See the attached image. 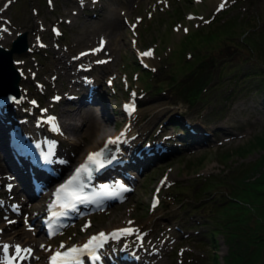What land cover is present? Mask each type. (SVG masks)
Wrapping results in <instances>:
<instances>
[{
	"label": "rangeland",
	"instance_id": "obj_1",
	"mask_svg": "<svg viewBox=\"0 0 264 264\" xmlns=\"http://www.w3.org/2000/svg\"><path fill=\"white\" fill-rule=\"evenodd\" d=\"M233 17L237 30L221 41L206 46L200 37L197 41L191 36ZM19 32H26L28 43L27 51L12 54L21 74L22 102L6 101L22 113L16 123L23 118L20 124L26 120L25 126L32 127L39 117L45 119L48 114L40 107L65 121L66 130L56 139L68 161L58 177L82 159L78 155L83 148L85 155L101 146L86 147L88 138L81 134L88 130L89 115L84 111L91 110L101 120L108 115V133L134 128L126 171L114 170L132 176L133 190L120 202L87 215L90 228L83 226L86 217H82L60 235L45 238L36 230L38 215L29 209L45 192L31 199L27 195V200L15 178L4 182L0 177V237L5 236L6 226L12 234L37 237L31 257L23 264H43L48 244L80 242L98 229L123 227L138 231L111 241L103 264H141L135 259L139 253L142 264L148 262L141 253L151 257V264H211L216 253L218 264H223L228 234L217 208L226 205L220 201L237 186L236 177L263 153L260 147L244 148L264 133V43L252 41L264 34V0H0V45L10 48ZM101 39L106 40L102 49ZM151 48L152 54L143 58L142 50ZM204 59V68L187 73ZM62 65L66 74L57 67ZM85 77L96 79L102 102L80 104L69 99L67 95L78 92L74 84ZM0 91L4 98L6 89ZM55 94L59 99H54ZM31 98L39 106L31 105ZM129 98L136 102L131 115L121 110V102ZM64 109L71 115L62 117ZM70 123L80 135L68 130ZM9 127L13 132V124ZM97 132L95 127L93 136ZM205 177H214L217 183L203 192ZM161 179L160 202L152 207L150 199ZM12 180L18 199L13 191L9 199L7 183ZM13 200L23 206L19 213L4 207ZM24 240L20 239L22 245Z\"/></svg>",
	"mask_w": 264,
	"mask_h": 264
},
{
	"label": "bare ground",
	"instance_id": "obj_2",
	"mask_svg": "<svg viewBox=\"0 0 264 264\" xmlns=\"http://www.w3.org/2000/svg\"><path fill=\"white\" fill-rule=\"evenodd\" d=\"M3 40H6V38H4ZM94 54H95V52H94ZM59 60L61 61V59H59ZM66 65H67V63H66ZM57 67L59 68V70H61V72L63 70L65 74L67 73L65 65L57 66ZM72 73H74V72H72ZM56 77H58V75ZM1 79H3V81H6V80H8V76H5V74H0V80ZM9 79H11V78H9ZM96 83H97L96 79L94 80V78L92 80H87V79L84 78L83 82H78V83L74 84V87L78 86L77 94H75V95H67V96H71V97H69V99H74L76 102H79L80 104L84 103V101L86 103H88V102L91 103L93 100H96L97 102H100L101 101L100 100V96L96 94V92H97L96 91L97 90L96 89ZM0 93H2V92L0 91ZM5 97H6V95H4V98ZM0 105H2L3 109H5V113L4 112L0 113V147H1V149H0V152H1L0 153V166H1V163H4L2 165V167H0V177L2 179L1 181H4V182L6 181L7 182L11 177H13V178H15L17 180L18 185L19 184L22 185L21 182L23 181L24 187L28 191L29 188H31L28 185L29 184L28 180L30 181V179L33 176H35V175L31 176V175L28 174V171H27L28 162H27V160L24 159V157L20 156V154H19V152L17 150H15L14 148L9 147L5 143L6 137L10 136V131H8L9 128H10L9 127L10 124H13V128L14 129H13V132L12 131L11 132H12L13 136L16 137V139H19V137L15 133H21L22 136L31 134L30 136L33 137V138L36 137L35 134L45 133L49 137V139H46V143H48V145H51L54 148L55 152H56V158L57 159L54 160L53 163H52V168H53L54 171H56V174L54 176H50L48 174H46V176L44 175V177H46L45 185L48 186V189L45 191V194L42 195L39 199H37L36 201L31 202L29 204L30 211H32L35 214V216L36 215H40L41 212H42V207H43L42 203H43L44 198L46 197L47 193H49V191H51V186L53 185V182H55V180L58 178V176L62 173V171L65 168V166L67 164V161H68V160L65 159L64 156H62V154L60 152H58V140L56 139V136H58V134H62L66 130L65 125H64L65 121H63L61 119L59 114H56L55 116H51L50 117L49 122L46 121V119L48 118V116H47L45 119L40 120V123H42V124H39V125L36 124L37 120H39L41 118L40 117L39 119L35 120V122H33L34 126L31 127V126H29V124L25 126L26 120H24L23 123L20 124V122L23 120V118L18 120V122L16 123L17 117H19L22 114L19 111V107H18L17 110H14L13 108H16L17 106H15L13 108L10 107L9 103L7 101L1 99V97H0ZM103 105H101L100 108L98 107L101 113L104 112L103 111V109H104ZM53 113L54 112L51 111V115ZM84 113L85 114L88 113V115H89V117L87 119L89 121L88 122L89 123L88 130L84 134H81L84 137L86 136L88 138V143L89 144H87L86 147L91 148V146H93V145L97 146V144H99V143H101V145L103 146L105 141H106V139L109 136H111L113 141H115V142H112V146H113L114 150L116 151V154L117 155H121L123 153L124 154L123 157H128L129 159L131 158L130 157V153H126V151L129 148L128 147L129 144L133 140V137H132L133 134L132 133H133V129L134 128L130 127L128 129H124L122 132H119V133L117 132V133L111 134V132L108 133V129L106 128L108 123H109V121H110V118H109L108 115H106L101 120V119H99L96 116L97 114L96 115L93 114L91 112V110H89V109L87 111H84ZM47 114L50 115L49 112H47ZM60 114H61L62 117H63V115H64V117H68L69 115H71L65 109L62 110L60 112ZM78 116L80 118H82L83 121H84V118L82 117V114H80V115L78 114ZM29 118H31V117H29ZM52 118H54V119H52ZM53 124H57L55 132L48 128L49 125H53ZM16 125H18V127L15 129ZM95 127H96V129H98V132H97V135L93 136L92 133H93V129ZM43 128H44V130H43ZM62 130H64V131H62ZM68 130H70V132L73 135H80L79 132H77V128L75 126L71 125V123H70V126H68ZM117 137H120V139L118 141H116ZM122 138H125V142L123 144L119 145V142L122 141ZM8 148L11 151L10 152L11 156H9V158L6 159V155L4 153V149H7V151H8ZM92 150H95V149L92 148L89 151H92ZM84 151H85V148H83V150L80 152L78 157L84 156ZM58 153L63 157L64 163H61V161L58 162L59 161L58 160ZM127 161H128V159L125 158V162H127ZM18 162H21V163L18 164ZM113 169H117L118 171L121 170V171H124V172L126 171V167L125 166L117 167V165H114ZM9 173H10V177H8ZM27 177H28V179H27ZM103 180H104V178L101 179V181H103ZM22 187H23V185H22ZM12 191L14 192V196H15L14 199H18L19 198V193L17 194L16 190L15 191L12 190ZM30 195L35 196L37 194L31 192ZM36 217L39 218L38 216H36ZM6 227H7L6 228L7 230H6V233H5L6 237L5 236H1L0 237V257H2V255L4 253L3 252V246L4 245L12 246L14 244V246L15 245H21L22 246V243H20L22 241V239H25L24 240L25 241L24 242L25 246L27 245L28 247H34L33 245H36L35 241H37L36 240L37 237H32L31 235L26 234V232H24L26 234V237H24V235H19V234H16V233L12 234L11 231H9V227L8 226H6ZM20 239H21V241H20ZM39 241H41V240H39ZM37 250H35V252H37ZM147 250H148V252L151 251L149 248ZM150 254L152 255V252ZM37 255H40V253H38ZM141 256H142L143 260L147 259L148 264H151V257L147 258L145 256V254H142V253H141ZM136 260H138V262H141V264H142V261L140 260V253H139V258H136ZM0 264H2V263L0 262ZM134 264H139V263H134Z\"/></svg>",
	"mask_w": 264,
	"mask_h": 264
},
{
	"label": "trees",
	"instance_id": "obj_3",
	"mask_svg": "<svg viewBox=\"0 0 264 264\" xmlns=\"http://www.w3.org/2000/svg\"><path fill=\"white\" fill-rule=\"evenodd\" d=\"M223 22L211 30L192 32L191 36L197 41L200 37L206 46L221 41L227 33L234 34L237 30L234 26L238 24L235 17ZM253 38L252 41L256 45L264 43V34ZM205 64L206 60H201L187 73L199 71ZM255 146L262 148L263 153L251 166L245 168V173L236 177L237 186L231 188L228 198L220 201V204L225 202L226 205L217 208L226 220L223 227L227 229L228 234V250L223 256V264H263L264 262V133L248 142L244 150L248 151ZM203 182V192H205L217 183V180L214 177H205ZM179 191L182 190L177 192ZM212 237L214 238V235ZM218 263L217 254L213 253L211 264Z\"/></svg>",
	"mask_w": 264,
	"mask_h": 264
},
{
	"label": "snow or ice",
	"instance_id": "obj_4",
	"mask_svg": "<svg viewBox=\"0 0 264 264\" xmlns=\"http://www.w3.org/2000/svg\"><path fill=\"white\" fill-rule=\"evenodd\" d=\"M221 9L224 7V4L222 3L219 6ZM219 10V9H218ZM104 41H101V47H103ZM98 50V49H96ZM94 50V51H96ZM151 51L142 53L141 55H151ZM34 103V102H33ZM132 110H134V106H130ZM54 119V118H52ZM120 137L116 138V141H118ZM115 141L110 140L109 143H112ZM103 150L99 152L91 153L88 157V162L90 164H95L97 166L103 167L104 163L106 162L103 159ZM82 171H90L89 165L85 164L82 166L81 169H77L76 175L69 180L65 185H62L61 188L58 190V197L63 194L66 198H68L70 201H85L88 200L89 197L82 194V188L83 185H78L76 187H73L74 182L78 181L80 179V173ZM122 190L127 191V188H124L123 185L120 186ZM158 202V201H157ZM67 207H74V204H67ZM131 223V222H129ZM133 231H138V229H131V228H124V229H117L113 231L112 233H105L103 231L99 232L96 235H93L89 238V240L84 243L82 246H72L67 249L65 252L57 251L55 255L52 257V264H81V261L79 257L83 253H90L92 255V258L94 260L99 259V255L97 254V250L102 248L104 244L110 239V238H119V235H129L132 234ZM10 245H4L3 246V252L5 255V264H20L21 261L27 259V255L24 254H30L31 249L30 248H23L21 245H15L14 246V253L9 254ZM63 247V245H62Z\"/></svg>",
	"mask_w": 264,
	"mask_h": 264
},
{
	"label": "water",
	"instance_id": "obj_5",
	"mask_svg": "<svg viewBox=\"0 0 264 264\" xmlns=\"http://www.w3.org/2000/svg\"><path fill=\"white\" fill-rule=\"evenodd\" d=\"M28 49V43L26 40V32L19 33L12 41L11 47L5 48L0 45V74L8 76V82H3L0 85L11 91L13 97L16 98L19 95V79L20 73L13 63L12 54L14 52L21 53ZM11 78V79H9Z\"/></svg>",
	"mask_w": 264,
	"mask_h": 264
}]
</instances>
